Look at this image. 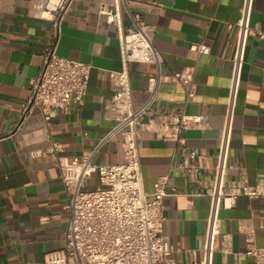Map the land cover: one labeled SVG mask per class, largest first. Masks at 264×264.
I'll return each instance as SVG.
<instances>
[{
	"label": "crops",
	"instance_id": "crops-1",
	"mask_svg": "<svg viewBox=\"0 0 264 264\" xmlns=\"http://www.w3.org/2000/svg\"><path fill=\"white\" fill-rule=\"evenodd\" d=\"M43 0H0V264H45L46 255L65 245L70 220V195L57 166L58 156H79L94 149L116 123L108 110L115 89L111 71L123 68L118 30L101 15L110 0H74L60 29L38 16ZM132 10L153 27V43L161 52L164 74L195 67L196 96L187 104L190 114L202 115L205 125L183 132L190 149L216 158L225 123L237 30L243 0H130ZM126 27L131 25L124 11ZM246 63L236 106L228 182L255 185L264 178V0H255ZM206 43L212 52L191 49ZM62 57L92 65L84 102L58 112L48 123L36 110L22 123V104L32 80L44 64L48 49ZM152 63H132L133 104L149 94ZM184 87L176 81L161 84L158 106H181ZM144 187L152 192L157 179L171 176L174 194L165 200V232L175 249L176 264L203 259L211 199L202 185L185 173L176 174L184 160L180 147L143 131L138 139ZM59 147V150H56ZM96 163L125 162L121 138L106 144ZM198 163L204 164L198 158ZM213 171L205 170V178ZM99 185L97 175L89 187ZM221 228L229 253L217 252L215 264H257L247 251L252 242L264 248V198L237 195L225 200Z\"/></svg>",
	"mask_w": 264,
	"mask_h": 264
},
{
	"label": "built area",
	"instance_id": "built-area-1",
	"mask_svg": "<svg viewBox=\"0 0 264 264\" xmlns=\"http://www.w3.org/2000/svg\"><path fill=\"white\" fill-rule=\"evenodd\" d=\"M74 0H43L38 16L50 19L60 29ZM103 3L100 13L117 28L121 43L123 68L111 71L109 77L115 93L108 103L114 113L115 125L101 137L93 150L79 156L61 155L56 159L63 183L70 195V220L65 245L46 255L45 264H176L175 249L165 232V200L174 194L171 176L157 179L152 192L144 187L138 139L143 131H151L161 140L176 143L184 160L176 167V174L185 173L192 182L202 185V192L211 199L203 259L198 264H215L217 252L229 253L228 239L221 228L220 211L225 200L237 195L264 198V178L255 185L246 180L228 182L235 168L231 162L232 138L236 106L241 89L248 41L252 29L255 0H243L242 14L231 25L237 38L225 123L216 158L190 149L183 132L192 126L205 125L202 115L190 114L187 104L197 93L195 67H188L173 75L162 71L164 58L153 43L152 26L132 10L130 0H110ZM124 11L131 25L126 27ZM264 38V33H260ZM191 49L202 54L212 52L206 43L193 44ZM132 63H152L156 72L149 74V94L143 104L134 107L130 75ZM92 65L62 57L56 47L48 49L44 64L32 80L30 96L22 104L21 123L36 110L49 122L58 112H69L84 102L88 91ZM176 81L185 90L186 101L181 106H158L162 83ZM121 138L125 162L96 163L94 157L106 144ZM59 150V147H56ZM201 158L204 164L198 163ZM213 172L205 178V170ZM97 175L99 185L89 187ZM248 255L264 264V248L251 241Z\"/></svg>",
	"mask_w": 264,
	"mask_h": 264
}]
</instances>
